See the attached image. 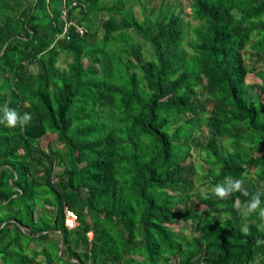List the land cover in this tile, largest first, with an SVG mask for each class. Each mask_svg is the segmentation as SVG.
<instances>
[{
    "label": "trees",
    "instance_id": "16d2710c",
    "mask_svg": "<svg viewBox=\"0 0 264 264\" xmlns=\"http://www.w3.org/2000/svg\"><path fill=\"white\" fill-rule=\"evenodd\" d=\"M64 4L0 0V264H264V0Z\"/></svg>",
    "mask_w": 264,
    "mask_h": 264
},
{
    "label": "clouds",
    "instance_id": "9594fccd",
    "mask_svg": "<svg viewBox=\"0 0 264 264\" xmlns=\"http://www.w3.org/2000/svg\"><path fill=\"white\" fill-rule=\"evenodd\" d=\"M3 111L4 117L2 120H0V123L6 122L7 126L9 127H16L18 124L21 127L26 126L32 119L30 113H24L21 118L17 110L9 109L7 106H5ZM225 181L218 183L214 188V194L220 199H226L233 192L241 190V181L233 180L234 182L231 184H227ZM244 194L248 195L247 192ZM255 212H258L259 217L264 219V207H261L259 192L255 193L251 197V200L246 205V209L243 211V215L247 216ZM256 243L257 245L264 244V240L257 239Z\"/></svg>",
    "mask_w": 264,
    "mask_h": 264
},
{
    "label": "rangeland",
    "instance_id": "374dc122",
    "mask_svg": "<svg viewBox=\"0 0 264 264\" xmlns=\"http://www.w3.org/2000/svg\"><path fill=\"white\" fill-rule=\"evenodd\" d=\"M106 1V0H105ZM111 1V0H109ZM175 4L183 11V15H185L186 19H192V17L189 15L190 14V0H174ZM154 1H152L150 4H147L145 7H142V4L139 3L137 4L135 7H134V10H135V13L137 14V16L139 18H142V15H143V10L142 8H145L146 10H150L152 8V6L154 5ZM101 22L100 21L98 24L99 26H101ZM132 33L135 35V37L142 41V39L140 38V36L135 32V31H132ZM99 36H102V31H100V35ZM146 48V47H145ZM72 57L70 56H66V55H61L60 59H59V64L62 66V67H66L69 63V61H71ZM248 81L249 82H252V81H259V82H262L260 79H258L254 74H250L248 76ZM50 139L52 138V136L49 137ZM197 153V151H196ZM242 182L241 184V187L242 188H246L249 184V181H247V179H243V180H240ZM90 219V217H88ZM67 223L70 227H73L75 226V223H76V220H73V222L71 221H68L67 220Z\"/></svg>",
    "mask_w": 264,
    "mask_h": 264
},
{
    "label": "built area",
    "instance_id": "2783aa9c",
    "mask_svg": "<svg viewBox=\"0 0 264 264\" xmlns=\"http://www.w3.org/2000/svg\"><path fill=\"white\" fill-rule=\"evenodd\" d=\"M64 2H65V4H64V7H62V14L65 17V24H64V30H63L62 35H67L71 28H74L80 34H85L88 31V28L85 27L84 25L80 24L77 19L68 17L69 7L66 4V0H64ZM74 4H76V2H74ZM67 220L71 221V222H73V220H76L75 225L77 224V218L71 212H68Z\"/></svg>",
    "mask_w": 264,
    "mask_h": 264
},
{
    "label": "water",
    "instance_id": "95a60500",
    "mask_svg": "<svg viewBox=\"0 0 264 264\" xmlns=\"http://www.w3.org/2000/svg\"><path fill=\"white\" fill-rule=\"evenodd\" d=\"M86 1H89V0H86Z\"/></svg>",
    "mask_w": 264,
    "mask_h": 264
}]
</instances>
